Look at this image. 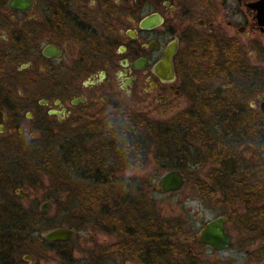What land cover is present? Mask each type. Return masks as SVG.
<instances>
[{
  "label": "flooded vegetation",
  "instance_id": "af4514ba",
  "mask_svg": "<svg viewBox=\"0 0 264 264\" xmlns=\"http://www.w3.org/2000/svg\"><path fill=\"white\" fill-rule=\"evenodd\" d=\"M149 18L155 21L144 27ZM170 46L177 47L173 81L162 79L157 71ZM239 56L252 70L253 81L264 78V0H0V112L7 113L0 114V134L11 127L17 128L19 138L27 133L20 128V95L7 92L5 84L21 83L24 99L33 103L24 118H40L31 140L38 130L54 132L65 124L90 134L107 128V116H101L110 98L140 96L147 111L175 114L182 92L211 88L200 89V82L187 78L191 64L237 70ZM248 57L260 61H255L256 68ZM113 86L118 91L112 92ZM258 98V106L251 108L260 113ZM11 99L12 107L7 104ZM81 166L78 173H84ZM258 208L264 212V201ZM94 218L86 217L84 226L73 228L75 237L80 229L94 226L126 241L110 218L98 223ZM44 243L54 249L64 244ZM22 261L39 264L30 254Z\"/></svg>",
  "mask_w": 264,
  "mask_h": 264
},
{
  "label": "trees",
  "instance_id": "16d2710c",
  "mask_svg": "<svg viewBox=\"0 0 264 264\" xmlns=\"http://www.w3.org/2000/svg\"><path fill=\"white\" fill-rule=\"evenodd\" d=\"M235 62L238 63L237 70L233 67L228 70L208 68L200 66L199 61L194 62L192 80L206 77L214 80L216 85L208 92H192V107L166 125L123 113L122 120L109 122L108 130L100 134L101 143H104L94 155L83 151V140L79 138L77 144L71 141L65 145L67 151L60 153L59 159L42 151L41 160L50 170L58 172L57 178L60 169H67L65 177L69 178L64 181L69 182V187L75 186L72 177L76 174L90 185L76 193L86 208L80 223L71 217V208H60L70 215L62 223L72 228L80 227L87 217L85 214L94 213L102 215L103 219L110 218L112 228L129 238L107 249L106 253L117 260L130 255L132 250L134 256L141 255L138 258L141 264H209L197 259L190 251L180 250L177 242L184 232L179 223L125 207L134 205V200L124 194L130 190L115 177L113 166L119 162L125 168L144 166L148 149L153 147L156 161L167 170L176 169L187 174L190 164L203 167L213 163L216 168L209 173L208 179L197 181L201 195L206 198L222 192L231 204L242 207L246 228L252 230L264 225V212L258 208L264 201V117L247 104V95L253 86L252 70L244 64L241 56ZM244 144L254 146L249 158L243 155ZM133 158L137 160L133 161ZM128 160L135 163L125 164ZM80 164L84 173H78ZM11 176V168L0 162V264L12 261L16 255L27 254L16 244L37 231L36 220L31 218L16 195L17 183L6 193L5 182ZM71 196V190H68L67 203ZM40 240L45 241L42 237ZM68 245L64 243L55 247L62 264H80L67 249Z\"/></svg>",
  "mask_w": 264,
  "mask_h": 264
},
{
  "label": "rangeland",
  "instance_id": "374dc122",
  "mask_svg": "<svg viewBox=\"0 0 264 264\" xmlns=\"http://www.w3.org/2000/svg\"><path fill=\"white\" fill-rule=\"evenodd\" d=\"M256 60L257 58L248 57V63L255 68L258 66L256 64V66H254ZM257 62L259 63L260 61L257 60ZM186 68L187 66H184L183 69H185V71L188 70L187 78L193 77V64H191L187 70ZM111 80V84H114L113 77ZM198 82H200L198 84L200 89L215 86V82L211 79L208 80L206 77H203V81L198 80ZM252 84L253 86L247 95V104L250 107L252 104L258 106L257 98L264 92V78L258 76ZM144 87H146V84ZM4 89L12 93L15 91L17 95H20L21 101L19 102L21 106L19 108L23 109L21 110L23 112L20 114L22 117L20 128L27 131L26 135L21 138H19L17 128L15 127H11L5 134H0V162L12 170L10 180H6L5 182V187H7L6 193H8V189L11 188L13 184L17 183L16 195L21 189L29 194L28 197L17 196L21 199V204L27 210L31 218L36 220L37 230L33 235L27 238H21L16 246L26 251L27 254L32 255L34 261H39V264H62L61 256L56 251L57 248L55 250L46 245V243H43V241L40 240V237H42L41 234L58 227L72 228L62 223V221L70 215L61 210L71 208V217L77 221V216H81L86 208L82 206L78 199V194L76 193L77 191L90 187V185L79 176L80 174H74L75 176L72 178L73 182H75V186L72 185V187H69V182L67 183L64 181L69 178L65 177L67 169H60L59 173L61 174L60 177L57 178L56 174L58 172L50 170L48 166H45L44 161L41 160L40 153L42 151H48L52 157L54 156V159H59L61 158L60 153L67 151L69 142L72 141L71 143L77 144L80 142V139L83 140L81 142L83 151H88L94 155L98 147L104 143H101L100 134L102 135V133L106 132L108 129L90 132V134L78 133L74 132V124H62V130H59V128L55 129L54 132L38 130L36 132V139L31 140L29 134L34 132V129L38 128L36 126L39 124L40 118L35 116L33 120H27L24 118V115L33 103L24 99L25 91L21 83L11 85L5 84ZM4 89L3 91H5ZM112 90V92L118 91L114 86ZM192 92L193 91H191V93ZM12 100L13 99L9 100L7 104L10 106L13 105ZM109 103L110 106L107 107L108 109L104 111L101 116V120L103 116H107V121L104 120L106 121L105 127H107V124L111 121L122 120L123 113L130 114L129 116L132 118L141 116L151 123L166 125L174 119V115L192 107L191 94L189 92L187 93L186 90L182 92L178 98L180 108L175 109V114H167L165 116H162L161 112L151 113L147 111V107L141 101L140 96L135 97V95H133L130 97L123 95L114 97L109 99ZM12 113L13 112H10V114ZM0 114L4 115L7 113L3 110ZM84 138L88 139L86 143L84 142ZM66 144L67 148H65ZM242 148L244 157H251V151L254 146L251 144H244ZM152 151H154V148L150 147L148 149L145 165L135 168L132 173L127 174V178L126 173L129 168H125L122 162L115 163L113 166L115 177L119 181H123V184H126L127 189L130 190V192L127 190L128 192L124 194L130 195L134 200V205L125 207L133 211L142 210V212L154 215L155 218L160 217L164 220H171L179 223L184 232L183 235L178 238L179 241L177 242L180 250L192 252L197 259L204 263L264 264V225L261 227L260 225L256 226L254 227L255 229L252 230H249L248 227L247 229L246 225H244V222H246V218H244L245 213L242 211L240 205L231 204V202L220 193L212 197L204 198L197 187L198 179L203 181L207 180L209 173L216 168L215 165L213 163H207L201 167L190 164L187 174L181 171L186 180L184 188L177 193L165 194L159 192L157 183L169 170L165 169L156 161ZM42 157H45V155ZM135 160L137 159L133 158V161ZM127 163L135 162H130V160H128L125 164ZM83 168L84 167L81 166V169ZM72 188L76 191H73ZM68 190H71L72 196L70 197L71 201L67 203ZM46 202L49 203L50 207L47 212H43L41 211V206ZM55 203H59V205L56 206ZM86 216H95L94 220H97V223L103 218L102 215L95 213L94 215L85 214V217ZM219 216H225L227 218L226 228L233 237L232 247L224 252H215L209 247L195 244V242L192 241V237L199 234L207 222ZM84 221L83 223H85ZM128 240L129 238L126 239V241ZM119 242L122 241L121 237L118 235L106 234L102 230L99 232L98 229H94V226H91L90 229L82 228L77 231V236L69 243L67 249L71 250L74 259L80 262V264H141L138 260V258H141V255L134 256L132 250L130 255L119 260L110 257L109 252L106 253L107 249ZM181 243L183 246H180ZM22 256L23 255L15 256L17 264H28L22 261ZM183 263L185 264V262Z\"/></svg>",
  "mask_w": 264,
  "mask_h": 264
},
{
  "label": "water",
  "instance_id": "95a60500",
  "mask_svg": "<svg viewBox=\"0 0 264 264\" xmlns=\"http://www.w3.org/2000/svg\"><path fill=\"white\" fill-rule=\"evenodd\" d=\"M154 18H149L143 24L144 27H149ZM177 50L176 46H170L164 58L157 66L159 76L167 81H173L175 79L173 68V56ZM259 111L264 116V94L258 98ZM31 118V114H29ZM3 127H0V132H3ZM34 136V135H32ZM186 184L184 174L180 170H169L158 181L159 192L170 194L180 192ZM17 195L20 197H28V193L24 190H19ZM49 203L46 202L41 206V211L47 212L49 210ZM227 218L225 216H219L214 220H211L205 224L199 234L192 237V241L195 243H201L202 245L211 248L215 252H224L230 249L233 245V237L226 229ZM76 231L69 227H58L41 234L42 238L48 242H62L67 243L74 239ZM25 260H29L31 257L25 256ZM35 264V263H33Z\"/></svg>",
  "mask_w": 264,
  "mask_h": 264
},
{
  "label": "clouds",
  "instance_id": "9594fccd",
  "mask_svg": "<svg viewBox=\"0 0 264 264\" xmlns=\"http://www.w3.org/2000/svg\"><path fill=\"white\" fill-rule=\"evenodd\" d=\"M134 170H135L134 166H130L129 169L127 170L126 178H127V174L132 173Z\"/></svg>",
  "mask_w": 264,
  "mask_h": 264
}]
</instances>
